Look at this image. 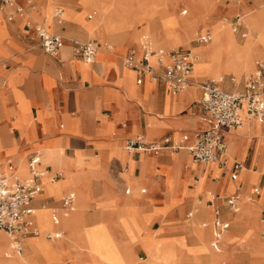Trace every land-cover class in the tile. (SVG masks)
<instances>
[{"label": "crops", "instance_id": "1", "mask_svg": "<svg viewBox=\"0 0 264 264\" xmlns=\"http://www.w3.org/2000/svg\"><path fill=\"white\" fill-rule=\"evenodd\" d=\"M16 1L25 7L24 13H17L14 5L0 4V176L28 177L30 158L37 157L38 166L46 173L43 191L31 203L34 210L39 208L37 216L35 214L36 222L39 224L40 208L54 209L59 216V222L53 220V223L49 215L55 229L46 230L54 229L47 238L60 240L71 228L85 226L87 236L96 233L93 241L100 245L95 242L100 235L98 232L110 231L117 240H123L119 245L125 252L142 260L147 255L142 241L128 240L121 232L119 221V216L128 217L134 213L151 231L160 229L158 236L184 237L185 244L175 243L174 260L164 264H195V253L188 249L194 243V236L186 233L184 222L195 217L193 206L198 198L206 203L201 209L202 215L212 210L214 219L218 210L220 217L229 222L228 229L232 223L236 226L234 250L244 251L243 254L253 250L255 240L259 239L254 224L255 220L260 223L258 206L242 203V211L245 209L233 222L237 210L228 208L225 197L240 196L243 191L251 195L255 185L264 189V123L245 119L240 128L233 127L230 133H224L230 162L243 164L234 175L226 171L229 159L225 169L212 162L194 163L187 149L128 150L126 142L138 135L148 141H159L166 136L180 141L187 135L185 142L193 143L196 132L207 127V113L200 104V83L207 79L193 80L192 84L174 91L164 81L153 80L150 74L127 67L125 56L134 52L140 57L148 52L156 70H161L156 49L138 39L140 24L129 29L126 39L116 50H111L106 39L96 37L88 30V23L78 19L75 13L85 11L84 3H103L101 0H69L77 3H65L74 11L61 21L54 20L51 31L61 34L65 45L57 55H50L44 51L34 29L49 3ZM160 2L175 5L178 10L181 5L189 4L198 16L215 20L236 13L242 16L253 3H264V0H158L156 3ZM232 2L239 5L227 6ZM126 3H134L137 8L138 3H153V0ZM181 13L187 15L188 8H183ZM10 14L13 19L8 18ZM95 14L90 11L85 16L91 19ZM242 24L247 34L243 16ZM235 34L241 39L246 37ZM71 39L97 45L94 61L88 62L74 55ZM213 40L214 37L206 45L190 48L199 55L196 48H207ZM166 61H169L168 57ZM242 66L240 74L249 72V65ZM230 76L233 74L223 77L221 86L224 89L232 91L243 86V77L235 76L238 80L233 85ZM57 173L61 176L53 179ZM202 176L203 187L194 193L195 187L200 186L194 185V181L198 178L200 182ZM55 182L58 184H51ZM70 192L75 193L74 208L65 210L63 199ZM68 212L73 214L69 220L63 219L62 223L66 220L63 228L61 214ZM185 214L189 219L184 218ZM96 223H103L109 231L100 229ZM57 232L61 234L55 236ZM111 233L110 237L115 239ZM128 236L131 239L132 234ZM238 241L240 244L236 245ZM224 242L221 237L219 249L214 250L221 252ZM24 246L27 247L26 241L21 251ZM59 247L58 255L64 260L58 262L72 264L75 254L70 240L62 241ZM58 255L51 256L50 260L54 261ZM46 256L49 258L48 254ZM116 256L110 257L112 263L117 262ZM234 256L228 257L227 263L232 264ZM119 257L124 262V254ZM79 264L91 263L84 258Z\"/></svg>", "mask_w": 264, "mask_h": 264}, {"label": "built area", "instance_id": "2", "mask_svg": "<svg viewBox=\"0 0 264 264\" xmlns=\"http://www.w3.org/2000/svg\"><path fill=\"white\" fill-rule=\"evenodd\" d=\"M0 2L2 6L14 5L17 13L25 12V7L18 4L16 0H0ZM27 2L31 3L30 0ZM62 12V7H58L55 11V17L59 21L62 20ZM183 13H186V10H183ZM8 18L13 19V15L10 14ZM230 28L241 37L246 36L242 16L239 13L232 16ZM34 29L46 53L57 55L65 45V38L61 34L49 31L43 24H36ZM210 39V32L204 30L197 34L195 40L198 43H207ZM71 42L74 55L88 62L94 61L98 51L97 45L91 41L82 42L77 39H71ZM167 57L169 61H166ZM157 59L161 64L160 72L151 63V53L148 52H144L140 57H136L134 52H131L124 57V64L141 74H150L153 80L164 81L174 91L181 90L194 82L191 76L193 60L190 48L179 46L157 55ZM229 80L233 85L236 84L237 80L234 76H230ZM222 82L223 77L220 76L217 79H207L200 83L202 90L200 104L207 113L205 117L207 127L196 132L193 143L185 142L188 139L187 135H184L180 141H174L170 136L159 141H148L144 136L138 135L128 139L125 144L126 149L153 152L165 149L171 151L187 149L195 163L216 162L219 167L226 168L228 158L225 155L224 133L228 129L238 127L245 119H256L264 123V60L255 63L254 69L244 78L241 88L229 91L221 86ZM38 162L36 156L30 158V174L26 178L8 174L0 176V232L14 236L15 248L18 251L23 249L21 237L39 233L31 203L43 191V177L46 171L40 169ZM241 167L242 162L232 161L228 170L234 175ZM60 176L61 174L57 173L52 178L56 179ZM238 198V194L225 197L230 210H237ZM248 201L256 203L259 208L260 237L264 240V189L259 185L253 186ZM74 203L75 193L70 192L63 199V208L71 210L74 208ZM53 220L56 223L59 222V216L55 210H53ZM213 225L215 231L211 245L218 250L222 234L228 229L229 222L223 220L219 211L216 210ZM60 234L57 232L54 235L59 236ZM48 237H51V234H48Z\"/></svg>", "mask_w": 264, "mask_h": 264}, {"label": "bare ground", "instance_id": "3", "mask_svg": "<svg viewBox=\"0 0 264 264\" xmlns=\"http://www.w3.org/2000/svg\"><path fill=\"white\" fill-rule=\"evenodd\" d=\"M30 1L33 2L32 0ZM44 1L48 2L49 6L53 2V0H44ZM101 1L103 3H108L106 2V0H101ZM127 1L130 0H110L109 4L107 5L104 4L101 5L99 3H91L90 6L86 5V8L93 9L97 14L96 20L92 22L85 20L83 13L76 12L75 14L80 21L88 23L87 27L91 33H97L99 38L106 39L107 42L110 43L111 50H113L115 46L119 47L120 43H122L125 40V38L121 36L120 32L131 29L132 28L131 23L140 24V22H142L143 19H148L149 21L148 25L142 26L140 24L141 27L139 29L140 32L138 34V39L142 38V41L144 43L149 44V46L152 49L157 48L158 50H160L156 52L155 54L156 57L159 54H163L167 52L165 49L168 46L170 45L176 46L178 41L188 40L190 36L189 32L192 28L197 29L198 26H200L201 24L209 25L210 27L213 28V32L210 31L211 39L207 43H200L199 45L208 44L209 42L212 41L214 35L213 42L207 45L208 46L207 48L203 46L196 48L199 55L190 48L191 58L193 60V69L191 72V76L195 81L199 80L193 77L194 68H196L198 64H199V72H207L210 73L211 75H218L224 77V73L230 70L231 68L235 70L238 69V71L241 72L243 69L242 66L243 64L249 65L250 68H253L255 58H261L260 56L263 54L264 26L262 27L261 24H259L257 18H255V15L251 12V9L249 8L247 9L248 13H245L244 16H245V20L247 21V24L249 25L251 34L249 39L247 38V41L244 44H239L237 43L234 35L229 31L228 26L225 22H222L220 20L221 22L217 25L214 22L209 21L207 18L200 17L197 14H195L193 8L189 4L186 5L189 14L186 16H181V12L179 13L177 7L169 3H163V2L156 3V1L153 0V3H145L144 5L139 4L142 7L140 8L141 10L138 11V6H139L138 4L136 6L137 8H135L134 3H126ZM68 3H74V2H68ZM227 6L236 7V5L232 3H228ZM57 8L58 7L55 8V11ZM72 11H74L73 8L71 7V5H68L67 15L69 16L70 12ZM163 14H167L166 17L168 18V21L174 24L172 29L171 28L166 29L164 27V24H166V22L168 21L164 20ZM61 17H64V12H62ZM50 25L52 26L51 21H50ZM45 27L49 30L47 26ZM179 27L182 29V31L181 29H179ZM155 30H161L164 33L168 32L167 38L161 39L156 37L154 34ZM204 30H205L204 28L199 27L194 32V35H197L199 31H204ZM248 34L249 33L247 32L246 37L248 36ZM146 35H148L147 38H144ZM113 39L115 40L116 44H113L111 42V40ZM259 60H264V59H259ZM208 79H217V78L213 77ZM235 79L238 80L236 77ZM252 121L259 123V121L256 119ZM245 122L246 120H243L242 123L238 126V128H240ZM226 148H227V144H226ZM212 163L217 164L216 162H212ZM53 181L54 180L52 179V182ZM48 182H51V180ZM194 183L198 185L199 179L195 180ZM51 184L56 185L58 184V182ZM197 203H198L197 206H195L194 208L195 210H198L199 218L205 217V213H203L202 215V211H201L203 207L202 201ZM238 203H239V199H238ZM242 205H243L242 203L239 204L240 207H242ZM38 209L39 208L34 210L36 216ZM53 210L54 209H50V218L54 223ZM73 212H68L66 214L63 213L64 215H67L63 219L69 220L68 218L72 216ZM137 216L138 217L135 218L134 223L137 224L138 226L135 228V235L133 240H135V238L139 236L138 234H141L142 230H144L145 227H147L145 225L146 222L139 215ZM206 216L209 217L210 214L207 215L206 213ZM38 220H39V224L42 225L43 227L51 226L47 207L40 208ZM66 220L62 223L63 228H65ZM39 224L37 223L38 231H39L38 235H32L27 237L38 238L44 236L45 238H47L48 234H51L49 233V231L51 230L43 231ZM185 224H186L185 228H189V231H191L192 234L193 233L196 234V237H194L193 239L194 243L188 246L190 252L195 253L194 260H196V262L200 261V264H205V263L208 264L214 262L216 257L231 258L232 251L234 250L233 248L234 243H230L229 240H224L225 242H224L223 250L221 252H216L211 245V241H210V245L212 248H208L206 246V241L212 235V231L208 230L207 238L204 237L203 234L205 229L198 224L196 218L188 220ZM230 228L222 234V239L224 238L226 233L232 232ZM7 236L9 237V239ZM112 236L115 238L113 234ZM256 236L257 238H259L258 235ZM232 237H233V232L229 235V239H231ZM24 239H22V244H24L23 242ZM66 239L70 240L71 248L74 251L75 256L73 260H77V259L80 260L84 256H87V254L89 256H92L93 251H92V247L87 243V234H86L85 226L81 228L79 227L71 228L69 234L67 235L65 234V236L57 242V246H54L52 242H46L45 244V242H43V239L41 240L28 239L26 240V244H27L26 252L23 254L22 251H18L15 248L16 240L14 239L13 235H8L5 232H0V264H43V260L49 261L51 256L58 255V253L61 251L59 247L60 243H62V241ZM139 239L143 241L142 240L143 238L139 237ZM115 240L119 241L116 238ZM201 240H203L204 243L203 245H201L200 243ZM254 245L259 247L261 245L263 246V243L259 238L257 239L256 243H254ZM8 247L9 250L7 252L6 248ZM14 254L15 256L13 257ZM46 254L49 255V258L46 256ZM123 254H124L123 264H132L133 260L132 257L129 255V253L123 251ZM6 256L11 258H7ZM97 256L104 264L112 263L110 261L111 260L110 258H106L103 255H97ZM162 256H164L163 252L160 251L155 252V257L153 258V260L150 261V263L155 264L157 261H161ZM262 256H263L262 258H264V254Z\"/></svg>", "mask_w": 264, "mask_h": 264}, {"label": "rangeland", "instance_id": "4", "mask_svg": "<svg viewBox=\"0 0 264 264\" xmlns=\"http://www.w3.org/2000/svg\"><path fill=\"white\" fill-rule=\"evenodd\" d=\"M32 1L33 2L35 1V3H37V0H32ZM42 1H43L42 3H45L44 0H42ZM109 1L110 0H106V2H108V3H99V4H101V5H103V4L104 5H107V4H109ZM155 1L157 2L158 0H155ZM68 2H72V1H69V0H53L52 4L45 9L44 16H43V18L41 20H39V23L47 26L49 28V30L52 31L53 28L50 25V21L53 22L54 20L57 19L54 16L55 8L56 7H60L61 5L65 6V9L66 10L64 9L63 12H64V17L66 18V17H68V15H67L68 4H65V3H68ZM56 3H61V4H56ZM74 3H77V2H74ZM0 4H1V2H0ZM81 4L83 5V3H81ZM139 4L144 5L145 3H138V5ZM232 4H235L236 6L239 5V3H233V2H232ZM57 5H60V6H57ZM85 5L90 6L91 3L90 4L89 3H84V5H83L84 6V10H85L83 12L84 19L87 20V21H90V22L95 21L96 18H97V14H95L93 16V18H91V19H87V17L85 16V14L87 15L90 11H94L93 9L86 8ZM141 7L142 6H140V5L138 6V11L141 10L140 9ZM183 8H187V7L185 5H181L180 8H179V13L181 12V10ZM86 9H88V10L86 11ZM249 9H251V12L255 15V18H257L259 24H261V26L263 27L264 26V3H253V6L250 7ZM245 13H248L247 10H245V12H244V14L242 16H243V20L245 22L246 28L248 30L247 32L249 34H248L247 37H245L243 39H241L238 36H236V34H234L232 32L231 28H230V20H231V17L232 16L231 17H228V18L226 17V18H218V19H215V20H209V19L208 20L211 21V22H214L217 25L221 21L222 22H225L227 24V26H228L229 31L234 35L237 43L244 44L247 41V38L249 39L250 34H251L250 33L249 25L247 24V21L245 20V16H244ZM166 15L167 14H163L164 20L165 21H168V18L166 17ZM181 16H186V15H183L181 13ZM135 24L134 23H131V27H135ZM140 24L142 26H146V25L149 24V21H148V19H143V21L140 22ZM173 26H174V24L171 23V22H169V21L166 22V24H164V27L166 29H170V28L172 29ZM199 27L204 28L205 30L206 29H209L210 31L213 32V28L210 27L207 24H201L200 26H198V28ZM195 29L196 28H192L190 30V32H189V35L190 36H189L188 40L178 41L177 44H176V46L170 45L165 50L168 51L170 49L177 48L179 46H184V47H189V48L190 47H194V46H198L199 44H196L198 42H196V40H195L196 39L195 37L197 35H194V32L197 30V29L196 30ZM96 32H97V30H96ZM127 32H128V30H125L123 32H120L121 33V36L124 37L125 39L127 37ZM167 33L168 32L164 33L161 30H155L154 31L155 36L158 37V38H161V39L167 38V36H168ZM94 35L96 37H98L97 33H94ZM147 36L148 35H146L144 38H147ZM213 37H214V35H213ZM139 40H142V38H139ZM111 42L113 44H116V42H115L114 39L111 40ZM117 48H118V46L117 47L115 46L113 48V50H116ZM154 49H156V52L160 51L157 48H154ZM260 57L261 58H255V60L264 59V51H263V54ZM198 61H199V58H198ZM251 70H253V68H250L249 72H244V73L240 74L241 72L238 71V69L235 70V69L231 68L230 70H228V71H226L224 73V76H226L229 73H232L234 76H236L238 78L239 77L245 78L247 76V74L251 72ZM193 77L196 78V79L204 80V79L213 78V77L218 78L220 76H218V75H211L210 73H207V72H199V64H198L197 67L194 68ZM228 133H230V129H228L226 131V134H228ZM229 153H230V150H229V147L227 146V150H226V153L225 154H226V156L229 159V165H230L231 162H230ZM226 171H228V169ZM200 178H201L200 179V182L198 183V185L200 184V186H199V188H196L195 187V190H193L194 193L199 192L202 189V187H203L204 177L202 176ZM194 185H195V183H194ZM239 197H240L239 200L241 199V201H239V204L244 203L245 205H249V203H253V202L248 201L249 195H248V192H246V191H243L242 193H240V196ZM200 201L201 200H199L198 198L195 199L194 206H193V211L196 214L194 213V216L195 217L194 216L193 217L197 219V222H198L199 225L202 226L203 224H205V226L203 227L205 229L203 236L207 238L208 230H210V231H212V235L211 236L213 237V233H214L213 212L211 210V212L207 213V215L210 214L209 217L206 216V214H205V217H202L203 219L202 218H199V216H198V210H195L194 207L197 206V204H198L197 202H200ZM202 203H203L202 206L205 208L206 207V203L205 202H202ZM253 204L257 205L256 203H253ZM244 209H243V211H244ZM241 210H242V207L239 206L237 208V212L232 217V221L233 222H234V220L239 219V217L242 215V212L243 211H241ZM47 211H48V215H50V208L47 207ZM66 216L67 215L61 214V224H62L63 218L66 217ZM128 216H129V218L126 215L119 216V221H120V226H121V232H122V234L124 236L127 237L128 240H133L134 239V235H135V228L138 226L137 224L134 223V221H135V218H137L138 216H137V214H134V213H130ZM184 218L189 219L186 214H185ZM194 218H192V219H194ZM186 222L187 221L184 222V227L186 225L185 224ZM254 224H255V227L257 228V235H258L259 234L258 230L260 228V223L258 222V220H255V223ZM96 225L99 226L100 229L101 228H104V229L106 228V227H104V224H102V223H96ZM40 227H41V229L43 231H46V230H48L50 228H54L52 225L49 226V227H43L42 225H40ZM54 229L51 230V231H49V233H52L54 231ZM236 229H237L236 226L232 223V226H231L230 230L233 232V234L235 233L234 231H236ZM185 230H186V233L190 237H191V235H193L194 237H196V234H194V233L192 234L191 231H189V228H185ZM159 231H160V229L159 230H156L154 232V231H151L148 227H145V229L142 230L141 234H138L139 236L137 238H135V239H139V237L143 238L142 239L143 240L142 241V245L145 248V250L147 251V255H146L145 258H143L142 260H140L141 258H138L134 254L129 253V255L132 257V260H133V263L132 264H139V263H141V264H152V263H150V261L153 260V258L155 257V252H157V251L163 252V255L164 256H162L161 261H157L155 264H164V263H167V262H172L174 260V257H175V249H176L175 248L176 247L175 243H176V241H178L181 244H185L184 237H180V238H166V237L158 236L157 233ZM232 232L226 233L223 239L224 240H229L230 243H233L234 238L232 237L231 239H229V235ZM98 233L100 235L97 238L98 240H95V242H98V244H100V245H97L93 241L94 240L93 236L96 233H94L93 236H90V235L87 236V243L92 247V251H93L92 256H89L87 254V256H84L80 260L79 259H77L75 261L72 260V264H79V263H81V261L84 258L87 259L91 264H104V263H102V261L100 260V258L97 255H103L106 258H110V257H112V254H116L118 257L116 256L117 257L116 258L117 259V262L116 263H110V264H123V262L121 261V259L119 257L120 255L122 257L123 251H124L120 247V245H119L120 244L119 242L120 241H123V240L115 241V239H113L112 237H110V231H109V233H105V232H102V231L101 232H98ZM246 233H248V231ZM129 234H132L131 239L128 236ZM64 236H65V234H63V237ZM211 236L207 239V241L205 240L206 241V246L208 248H212L211 245H210V241L212 239ZM258 236H259V238H261L260 235H258ZM34 238L37 239V237H27V238L26 237H21L20 239L21 240L24 239L23 242H24V245H25V241L26 240H28V239H34ZM38 238L43 239V242H45V244H46V242H52V244L54 246H57V242H58L57 240H59V239H57L56 240L57 242L54 243L55 240H50L48 238H45L44 236H41V237H38ZM62 238H60V239H62ZM256 241H257V239L255 240L254 243H256ZM261 241L263 243V246L261 245V246L257 247L256 245H254V247H252L253 250H251L248 254H243L244 251H236V250H233L231 255L234 256V254L236 252V256H234L235 258L233 259V263L232 264H260V263H263L264 264V258H262L263 257L262 255L264 254V242H263L262 239H261ZM200 243H201V245H203L204 244L203 243V240H201ZM192 244L193 243H191V245ZM239 244H240V242L238 241L236 245H239ZM98 246H99V249H98ZM8 250H9V247L6 248V251L7 252H8ZM25 252H26V246H24V250L22 251V254L25 253ZM101 252H103V254ZM167 254L169 255V257H168ZM14 256H15V254L13 255V257ZM58 256L59 257H57L56 259H54V261H52V260H49V261L43 260V264H54V263L55 264H60L61 262H58V261H60V260L62 261L64 259H61L62 257L60 256V254ZM227 259H228L227 257H216L214 262H211V263H208V264H229V263H227ZM196 263L200 264V261H198Z\"/></svg>", "mask_w": 264, "mask_h": 264}]
</instances>
